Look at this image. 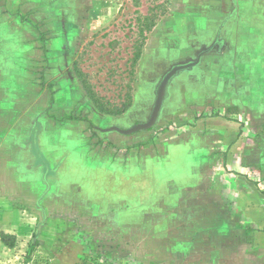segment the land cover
Returning a JSON list of instances; mask_svg holds the SVG:
<instances>
[{"label":"rangeland","instance_id":"374dc122","mask_svg":"<svg viewBox=\"0 0 264 264\" xmlns=\"http://www.w3.org/2000/svg\"><path fill=\"white\" fill-rule=\"evenodd\" d=\"M90 2L102 10L87 12L74 71L108 111L128 108L123 128L95 125L88 137L61 124L83 110L57 113L43 76L36 79L42 90L38 81L18 91L0 84V264H264V124L249 125L233 157L225 148L210 155L208 145L205 154L194 139L160 156L179 141L173 137L203 131L198 121L209 118L196 113L185 124L160 109L153 120L163 70L146 77L143 56L173 0ZM145 17L155 25L150 32ZM14 53L0 44V63L13 58L4 73L13 74ZM113 129L146 134L125 144L110 140ZM39 133L52 171L34 154ZM3 233L14 238L3 241Z\"/></svg>","mask_w":264,"mask_h":264},{"label":"crops","instance_id":"0c3cea01","mask_svg":"<svg viewBox=\"0 0 264 264\" xmlns=\"http://www.w3.org/2000/svg\"><path fill=\"white\" fill-rule=\"evenodd\" d=\"M101 10L100 2L91 5L90 0H0V44L13 46L15 52L13 74L2 71L6 61L13 59L10 55L0 63V76L11 77L9 82L1 80V90L8 89V84L17 86L14 91L28 90L35 86L32 81L43 76L47 91L56 92L49 100L57 113L75 107L83 110L80 119L68 117L61 124L88 137L95 125L123 128L124 116L101 113L74 71V46L85 36L87 12L96 15ZM143 57L146 77L159 67L163 70L161 82H155L161 114L185 124L196 113L209 117L198 121L203 131L173 137L179 141L171 140L160 156L169 155L172 143L194 139L205 154L204 145H208L210 155L225 148L233 157L234 143L249 139V125L264 124V0H173V13L160 29L154 28ZM137 105L136 98L129 113ZM207 124L212 130L203 128ZM119 129L106 133L110 140L125 144L139 141L150 131L125 134ZM40 140L39 133L34 154L41 155L44 167L52 171V160ZM154 155L158 156L156 151Z\"/></svg>","mask_w":264,"mask_h":264},{"label":"trees","instance_id":"16d2710c","mask_svg":"<svg viewBox=\"0 0 264 264\" xmlns=\"http://www.w3.org/2000/svg\"><path fill=\"white\" fill-rule=\"evenodd\" d=\"M143 20H144V22H145V28H146V30H147L148 32H150V31L154 28L155 25L149 23L150 19H149L148 17H145ZM140 32H141V36L144 37V30H141ZM138 56H139V55H137L136 58H138ZM77 76H78L79 80L81 81V83H82V85H83V87H84V90H85L86 93L88 94L89 98L93 101V103L95 104V106L97 107V109H98L101 113H104V114H107V115L117 116V115H121V114H123V113L126 112V110L128 109V108H126V107H125L124 109L118 111V112L108 111L105 107H103V105L100 104V102H99V98H98V97L95 95V93H93V91L89 88V85H88V84L86 83V81L84 80L83 75H82L81 73L77 72ZM158 104H159V110H160L161 103L159 102V103H157V105H158ZM157 105H156V106H157ZM75 118H77V117H75ZM78 118L80 119V117H78ZM147 130H151V129L149 128V129H147ZM136 131H137V130H136ZM136 131L133 130V131H130V132H136ZM123 133H125V132H123ZM125 134H129V132H128V133H125ZM1 238H2V240L4 241V239H6V238H14V237L11 236V235H7V234H4V233H3V234H1ZM37 245H38V242H36V243H34V244H32V245L30 246V248L28 249V254H27V257H26V259H25V262H29V261L31 260L32 255L34 254ZM11 246H12V245H11Z\"/></svg>","mask_w":264,"mask_h":264},{"label":"water","instance_id":"95a60500","mask_svg":"<svg viewBox=\"0 0 264 264\" xmlns=\"http://www.w3.org/2000/svg\"><path fill=\"white\" fill-rule=\"evenodd\" d=\"M160 102V100L158 101V103ZM161 103V102H160ZM158 112H159V104L156 106V108H155V112H154V115H153V120H154V118L157 116V114H158Z\"/></svg>","mask_w":264,"mask_h":264}]
</instances>
